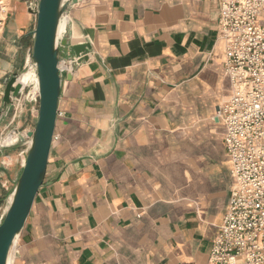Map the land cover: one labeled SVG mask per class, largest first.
<instances>
[{"label": "crops", "instance_id": "0c3cea01", "mask_svg": "<svg viewBox=\"0 0 264 264\" xmlns=\"http://www.w3.org/2000/svg\"><path fill=\"white\" fill-rule=\"evenodd\" d=\"M28 2L7 0L0 106L32 53ZM220 3L75 0L72 42L92 48L77 70L62 64L58 139L12 264H208L234 184L217 116L232 94ZM26 77L0 132L35 126L38 80ZM25 160V147L0 153V204Z\"/></svg>", "mask_w": 264, "mask_h": 264}, {"label": "built area", "instance_id": "2783aa9c", "mask_svg": "<svg viewBox=\"0 0 264 264\" xmlns=\"http://www.w3.org/2000/svg\"><path fill=\"white\" fill-rule=\"evenodd\" d=\"M8 14L0 0V29ZM219 38L232 94L217 116L234 184L208 264H264V0H221Z\"/></svg>", "mask_w": 264, "mask_h": 264}, {"label": "water", "instance_id": "95a60500", "mask_svg": "<svg viewBox=\"0 0 264 264\" xmlns=\"http://www.w3.org/2000/svg\"><path fill=\"white\" fill-rule=\"evenodd\" d=\"M75 0H29V12L36 18L34 29L28 34L33 40L27 67L14 73L6 82L0 106V126L18 98L31 85L22 88L20 77L33 72L38 83L39 108L35 126L27 134L15 127L0 132V140L7 135L16 137L13 144L0 147V153L26 148L23 170L8 194L1 200L0 264H9L14 246L32 211L36 197L44 185L53 147L59 106L68 64L71 71L88 60L89 42L73 44L70 35L69 13ZM66 21L65 30L61 25ZM70 80V76H68Z\"/></svg>", "mask_w": 264, "mask_h": 264}, {"label": "rangeland", "instance_id": "374dc122", "mask_svg": "<svg viewBox=\"0 0 264 264\" xmlns=\"http://www.w3.org/2000/svg\"><path fill=\"white\" fill-rule=\"evenodd\" d=\"M2 35H3V29H0V43H1L2 39H3ZM15 141H16V137H14L12 135L4 136L0 140V147L6 146V145H9V144H13ZM1 206H2V204H0V217H1L2 213H3V209H1ZM11 260L13 261V255H11Z\"/></svg>", "mask_w": 264, "mask_h": 264}, {"label": "bare ground", "instance_id": "6f19581e", "mask_svg": "<svg viewBox=\"0 0 264 264\" xmlns=\"http://www.w3.org/2000/svg\"><path fill=\"white\" fill-rule=\"evenodd\" d=\"M62 27H63V26L61 25V28H62ZM26 78H27V79H25V81L21 84L22 88H23L24 86H26L28 79H30V77H26ZM9 264H12L11 257H10V260H9Z\"/></svg>", "mask_w": 264, "mask_h": 264}]
</instances>
